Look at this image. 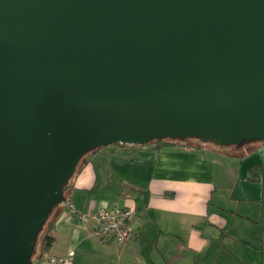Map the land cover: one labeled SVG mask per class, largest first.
<instances>
[{
	"label": "water",
	"instance_id": "1",
	"mask_svg": "<svg viewBox=\"0 0 264 264\" xmlns=\"http://www.w3.org/2000/svg\"><path fill=\"white\" fill-rule=\"evenodd\" d=\"M264 143V0H0V264L110 145Z\"/></svg>",
	"mask_w": 264,
	"mask_h": 264
},
{
	"label": "crops",
	"instance_id": "2",
	"mask_svg": "<svg viewBox=\"0 0 264 264\" xmlns=\"http://www.w3.org/2000/svg\"><path fill=\"white\" fill-rule=\"evenodd\" d=\"M65 199L83 214L134 211L135 235L117 246L55 208L46 254L72 252L70 264H264V143L110 145L84 158Z\"/></svg>",
	"mask_w": 264,
	"mask_h": 264
},
{
	"label": "built area",
	"instance_id": "3",
	"mask_svg": "<svg viewBox=\"0 0 264 264\" xmlns=\"http://www.w3.org/2000/svg\"><path fill=\"white\" fill-rule=\"evenodd\" d=\"M69 214L80 221L93 222V235L104 242L117 246H125L135 235L132 225L134 211L125 208L117 210L98 209L88 214H83L74 209L69 201H65ZM62 204V205H63ZM73 253L60 257L53 254H45L34 264H70Z\"/></svg>",
	"mask_w": 264,
	"mask_h": 264
},
{
	"label": "trees",
	"instance_id": "4",
	"mask_svg": "<svg viewBox=\"0 0 264 264\" xmlns=\"http://www.w3.org/2000/svg\"><path fill=\"white\" fill-rule=\"evenodd\" d=\"M149 144H157V145H171V144H178V145H181V146H185V147H192V145H194V143H191L189 141V138H186V139H174V140H153L152 142H150ZM198 145H204V144H198ZM123 146V145H122ZM100 149V148H99ZM98 150V149H96ZM95 150V151H96ZM94 152V151H93ZM90 154V153H89ZM88 155V154H87ZM85 155L79 162L78 166H77V169L80 167L81 163L83 162L84 158L87 156ZM76 169V171H77ZM76 173V172H75ZM257 167H251L249 169V172H248V179L250 181H254L255 178L257 176ZM71 181V180H70ZM70 183V182H69ZM69 186V185H68ZM68 188V187H67ZM67 190V189H66ZM66 190L64 191V197H65V192ZM57 208V207H56ZM49 220H50V216L48 218V220L46 221V223L43 225V228L41 229V231L39 233H43L42 234V238H41V242H40V246H39V249L38 250H35L34 249V253L31 257V260L33 261V263H35L37 260H39L41 257H43L47 252L48 250L50 249L52 243H53V237L51 235V231L48 227L49 225Z\"/></svg>",
	"mask_w": 264,
	"mask_h": 264
},
{
	"label": "rangeland",
	"instance_id": "5",
	"mask_svg": "<svg viewBox=\"0 0 264 264\" xmlns=\"http://www.w3.org/2000/svg\"><path fill=\"white\" fill-rule=\"evenodd\" d=\"M189 141L191 143H197V144H201V142L198 140V139H195V138H189ZM261 143V142H260ZM204 145H211L213 147H216V148H223V149H228V148H234V146H224V147H217V146H214L213 144L211 143H207V144H204ZM236 148V147H235ZM42 232L38 234L37 236V240H36V243H35V250H38L39 249V246H40V242H41V238H42Z\"/></svg>",
	"mask_w": 264,
	"mask_h": 264
}]
</instances>
